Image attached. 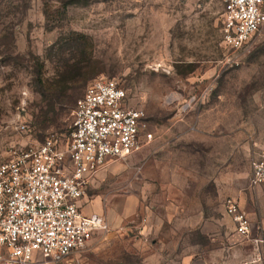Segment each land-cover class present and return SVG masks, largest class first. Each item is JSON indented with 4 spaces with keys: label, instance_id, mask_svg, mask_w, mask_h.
<instances>
[{
    "label": "rangeland",
    "instance_id": "1",
    "mask_svg": "<svg viewBox=\"0 0 264 264\" xmlns=\"http://www.w3.org/2000/svg\"><path fill=\"white\" fill-rule=\"evenodd\" d=\"M223 8L220 0H0V161L51 134L69 141L75 105L47 129L34 122L38 74L78 80L88 69L89 78L68 83L76 101L93 79H114L154 134L96 175L83 212L109 227L60 264H185L188 255L203 264L239 241L224 204L254 187L251 163L264 148V27L235 50L224 42ZM77 33L91 41L90 64Z\"/></svg>",
    "mask_w": 264,
    "mask_h": 264
},
{
    "label": "built area",
    "instance_id": "2",
    "mask_svg": "<svg viewBox=\"0 0 264 264\" xmlns=\"http://www.w3.org/2000/svg\"><path fill=\"white\" fill-rule=\"evenodd\" d=\"M220 1L225 44L245 48L264 27V0ZM127 100L117 81L95 78L76 101L65 146L51 134L0 161V264H60L108 229L103 215L83 212L87 189L109 161L127 158L154 137L147 112ZM251 164V185L264 184V148ZM224 208L236 233L251 237L240 201L230 197ZM251 238L260 255L264 237Z\"/></svg>",
    "mask_w": 264,
    "mask_h": 264
},
{
    "label": "crops",
    "instance_id": "3",
    "mask_svg": "<svg viewBox=\"0 0 264 264\" xmlns=\"http://www.w3.org/2000/svg\"><path fill=\"white\" fill-rule=\"evenodd\" d=\"M95 177L92 179L91 184ZM240 205L252 222L251 237H264V184L254 186L250 190H244L240 195ZM236 236L239 241L232 243L229 247H224L222 258L207 253L203 264H264V245L261 254L258 255L251 237H241L237 233ZM245 243L250 244V248H245ZM183 262L185 264H195V260H192L190 255L183 257Z\"/></svg>",
    "mask_w": 264,
    "mask_h": 264
},
{
    "label": "trees",
    "instance_id": "4",
    "mask_svg": "<svg viewBox=\"0 0 264 264\" xmlns=\"http://www.w3.org/2000/svg\"><path fill=\"white\" fill-rule=\"evenodd\" d=\"M78 40L82 44L80 49L81 60L90 64L93 61V49L89 37L83 33H77L72 41ZM81 62V61H79ZM83 75V74H82ZM89 70L81 78L55 79L44 78L38 74L35 79V90L41 96V102L38 104L37 112L34 113V122L40 129H47L55 123L62 112L71 110L76 105V97L70 93L71 86L68 83L80 81L82 78H89ZM75 103V104H74Z\"/></svg>",
    "mask_w": 264,
    "mask_h": 264
}]
</instances>
